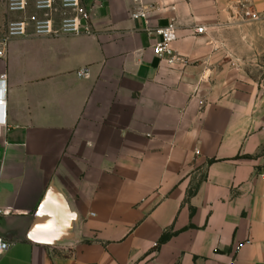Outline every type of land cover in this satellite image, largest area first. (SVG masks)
Here are the masks:
<instances>
[{
    "label": "crops",
    "instance_id": "1",
    "mask_svg": "<svg viewBox=\"0 0 264 264\" xmlns=\"http://www.w3.org/2000/svg\"><path fill=\"white\" fill-rule=\"evenodd\" d=\"M6 3L0 264H264V93L212 31L264 0H82L93 35L58 38H7L35 11Z\"/></svg>",
    "mask_w": 264,
    "mask_h": 264
},
{
    "label": "built area",
    "instance_id": "2",
    "mask_svg": "<svg viewBox=\"0 0 264 264\" xmlns=\"http://www.w3.org/2000/svg\"><path fill=\"white\" fill-rule=\"evenodd\" d=\"M30 4L35 14L9 23L5 30L7 38L25 37L28 32L37 37L51 38L64 35H93L90 13L84 8L82 0H7L6 9L9 13L24 14ZM240 14L250 22L264 21V9L259 11L243 9ZM132 18L146 20L147 13L139 11L133 14ZM146 31L159 38V41L153 47L154 55L158 59H167L169 64L181 60L175 56L172 48L173 43L177 40V27L173 21L164 28L147 29ZM204 31L205 28L200 27L196 28L195 33L202 34ZM0 57H2L1 50ZM87 74L88 69H81L77 72L79 78H85ZM4 106L5 100L0 99V107ZM8 249V243L0 238V254Z\"/></svg>",
    "mask_w": 264,
    "mask_h": 264
},
{
    "label": "rangeland",
    "instance_id": "3",
    "mask_svg": "<svg viewBox=\"0 0 264 264\" xmlns=\"http://www.w3.org/2000/svg\"><path fill=\"white\" fill-rule=\"evenodd\" d=\"M227 16L218 29L212 30L215 42L224 49L225 57L238 65L240 75L264 93V21L250 22L240 12L236 17ZM258 155L264 157V147Z\"/></svg>",
    "mask_w": 264,
    "mask_h": 264
},
{
    "label": "trees",
    "instance_id": "4",
    "mask_svg": "<svg viewBox=\"0 0 264 264\" xmlns=\"http://www.w3.org/2000/svg\"><path fill=\"white\" fill-rule=\"evenodd\" d=\"M244 158H250L249 156H245ZM212 162H214V160H211V161H209L208 163H212ZM192 194L190 193L189 194V197L191 196ZM170 234H164L161 238H160V243H164V242H166L167 240H169V238H170Z\"/></svg>",
    "mask_w": 264,
    "mask_h": 264
},
{
    "label": "water",
    "instance_id": "5",
    "mask_svg": "<svg viewBox=\"0 0 264 264\" xmlns=\"http://www.w3.org/2000/svg\"><path fill=\"white\" fill-rule=\"evenodd\" d=\"M44 205V202L42 203V206ZM60 236H52V237H50V239H49V243H51L52 245H54V243H56V242H58V241H60Z\"/></svg>",
    "mask_w": 264,
    "mask_h": 264
}]
</instances>
